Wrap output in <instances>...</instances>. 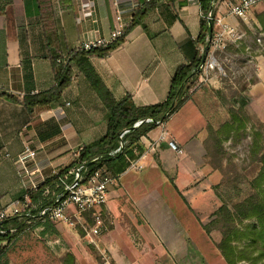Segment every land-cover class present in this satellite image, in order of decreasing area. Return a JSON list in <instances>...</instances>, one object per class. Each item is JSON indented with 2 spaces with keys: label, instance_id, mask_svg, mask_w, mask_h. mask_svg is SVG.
Segmentation results:
<instances>
[{
  "label": "crops",
  "instance_id": "obj_1",
  "mask_svg": "<svg viewBox=\"0 0 264 264\" xmlns=\"http://www.w3.org/2000/svg\"><path fill=\"white\" fill-rule=\"evenodd\" d=\"M51 1L63 56L76 51L82 42L109 38L116 27V0ZM147 1L136 0L140 5ZM201 18L198 0L174 5L160 3L145 18L144 25L136 27L108 58H93L91 64L118 100L130 95L137 107L163 103L176 69L191 63L201 50L195 44ZM252 18L264 35V4L252 11ZM226 20L235 28L242 23L249 30L238 17ZM251 42L255 44L254 40ZM258 64L257 80L248 87L247 101L254 107L263 101L264 57L258 58ZM54 84V70L48 59L36 0H14L5 14L0 15V210H7L23 196L14 160L25 145L40 151L38 164L44 167L49 161L62 168L73 162L75 151L106 135L107 110L76 67H73L72 84L63 92L56 109H43L30 116L23 107L3 97L12 95L22 101L25 96L49 91ZM197 93L198 90L165 124L141 138L143 153L129 160L128 168L116 175L108 190V201L109 192L118 181L122 191L129 193L135 187L142 191L138 203L159 236L156 242L160 250L154 253L161 254V264H190L200 259L201 251L190 239L189 227L180 223L176 213L184 207L197 229L209 237L204 230L205 221L220 207L211 188L215 185L212 178L221 177L207 161L204 141L208 134L201 128L204 118L192 101ZM184 113L194 114L195 125L190 123L192 127L178 130L179 118ZM253 114L264 119L259 108ZM170 142L176 150L170 147ZM133 163L141 169H130ZM134 178L176 180L171 181V190L163 193L157 189L149 191L145 180L136 184ZM164 182L168 185L167 180ZM167 198H178L188 206L177 208V205L174 209L166 202ZM189 222L191 225L192 221Z\"/></svg>",
  "mask_w": 264,
  "mask_h": 264
},
{
  "label": "trees",
  "instance_id": "obj_2",
  "mask_svg": "<svg viewBox=\"0 0 264 264\" xmlns=\"http://www.w3.org/2000/svg\"><path fill=\"white\" fill-rule=\"evenodd\" d=\"M14 0H0V15L5 14L8 7ZM186 0H149L141 4L132 14V20L127 24L121 36L112 44L93 49L90 51L77 50L66 55L67 63L58 64V60H63V55L59 50V36L54 17V10L51 0H36L45 42L48 51V59L54 70V86L47 92L25 96L22 101L12 95H3L8 101L19 105L30 115L43 109H56L60 106L63 92L70 87L73 81V67H76L91 88L97 94L108 113L107 132L103 139L83 147L80 161L86 163L88 169L93 171L102 166H106L110 173L116 175L123 173L133 160L143 153L140 140L153 129L158 127L155 122L165 124L182 106L190 100L191 96L198 90V74L196 70L200 67L202 54L198 52L193 61L186 65L179 66L170 84L167 99L160 104L152 106L137 107L130 95L118 100L107 89L102 79L99 77L91 64V59H106L111 52L119 48L126 37L138 26L144 25V20L160 3L174 5L177 2ZM202 18L200 21V34L195 40V44L201 47L207 45V37L210 36V24L206 19L212 8V0H198ZM240 113L246 106V98H241ZM240 113L231 112L230 122L224 124L220 132L210 131L205 145L209 151L208 141L214 142L212 154L216 157L224 155L222 135H229L231 132H239L246 124L240 119ZM146 119L152 123H141L137 128L135 124ZM238 125V127H236ZM127 132L122 139L120 135ZM120 142L124 143L123 151L114 157L110 154L115 151ZM253 156H259L261 170L253 180V193L239 202L232 212L227 206L219 210L216 227L221 233V240L216 244L221 256L226 264H264V128L254 132V140L251 148ZM116 166V168H115ZM68 169V168H67ZM31 202L38 208L46 207L49 202L42 197V192L31 194ZM37 216L38 211L33 212ZM251 221L245 228L238 227V222ZM31 222V223H30ZM34 227H44L43 235L54 234L56 230L51 222L41 224L37 219L10 218L4 224V234H0V264L5 263V258L10 245L14 244L22 233ZM210 231L209 227H205ZM241 244V245H240Z\"/></svg>",
  "mask_w": 264,
  "mask_h": 264
},
{
  "label": "rangeland",
  "instance_id": "obj_3",
  "mask_svg": "<svg viewBox=\"0 0 264 264\" xmlns=\"http://www.w3.org/2000/svg\"><path fill=\"white\" fill-rule=\"evenodd\" d=\"M256 16L257 13L254 18ZM253 27L254 30L247 31L245 26L239 23L238 29L246 34V38L250 42L254 40V36L261 34V30L257 28L256 24ZM262 42L264 45L263 33ZM229 51L234 52L230 49ZM243 64L244 60L235 62L239 69L244 66ZM248 71L253 73L252 69L247 70L246 68V73ZM256 80L252 75L249 84L244 82L243 77H239L234 82L235 86L227 81H223V84L218 88L208 84L199 85V93L192 98V101L204 118L201 128L208 134L207 138H209L210 131L220 132L222 126L230 122L231 112L240 113V103L237 101L240 102L241 98H246V100L249 98L248 87ZM261 94L263 101L259 107H254L247 101L239 115L246 124L245 128L239 132L222 135V147L225 153L223 156L213 155L211 147L214 142L212 139L208 141L210 150L206 151L207 161L220 173L221 177L212 178V184L215 185L211 189L216 194L220 207L205 221L206 227H209L210 231H206L205 227L204 230L209 237L197 229L191 214L184 207L178 215L175 214L181 224L189 227L187 230L189 237L202 253L199 254L198 262L193 261L190 264H226L216 246L222 238L221 233L216 227L212 228V225L217 222L219 210L223 206H227L233 212L239 202L253 193V180L261 170L259 161L261 155L253 156L251 148L254 132L264 128V119H259L253 112L259 108L264 114V90ZM188 108L190 106L186 109ZM179 121L176 128L178 130L180 127H190V123L195 125L196 117L193 113H189V115L184 113ZM204 147L206 149V145ZM142 180L146 181L149 191L157 189L165 193L166 190H171L169 187L171 181L176 178H134L133 182L136 181L138 182L136 184H140ZM164 180L168 181V185ZM123 190L119 181L110 190L108 205L100 212V223L97 222L96 217L92 218L91 215L84 222L73 227L53 224L56 230L54 234L43 235L44 227L43 229L34 227L22 233L17 241L9 246L3 264H161V254L156 253L157 255H155L154 253V251L160 250L157 243L159 236L153 231L138 203L143 197L142 191L136 187L129 191L132 194ZM166 202L174 209L177 205V208L188 206L178 198H167ZM190 220L192 221L191 225ZM195 220L197 223L196 218ZM250 223L251 221L247 220L238 222V227L245 228ZM97 225L101 227V232L97 236H87V232L81 227L88 226L87 229H92ZM210 239L216 244L213 245Z\"/></svg>",
  "mask_w": 264,
  "mask_h": 264
},
{
  "label": "built area",
  "instance_id": "obj_4",
  "mask_svg": "<svg viewBox=\"0 0 264 264\" xmlns=\"http://www.w3.org/2000/svg\"><path fill=\"white\" fill-rule=\"evenodd\" d=\"M116 1L118 2L116 27L109 38L82 42L77 50L90 51L106 47L121 36L124 28L132 20V14L140 4L136 0ZM261 4H264V0H212V8L206 19L213 26V32L206 39L207 45L201 47L200 50L202 56H206L204 64L197 69L200 86L208 84L215 87L216 84L222 85L223 81L235 86L234 82L239 77H243L244 82L248 84L252 75L257 78V72L260 69L258 58L264 57L262 33L255 36V44H253L247 40L245 33L235 28L226 19L238 17L250 30H254L255 22L252 18V11ZM207 47L208 51L206 52L205 48ZM229 49L234 52H230ZM241 60H244V66L239 69L235 62ZM57 63L66 64V56H63V60H58ZM246 68L247 70L252 69L253 73L251 74L249 71L246 73ZM152 122L150 119H146L136 123L134 127L137 128L141 123ZM155 123L158 126L163 125L160 122ZM126 133L123 132L120 139ZM169 145L173 150H176L173 142H170ZM123 148L124 143L120 142L119 147L110 156L114 157L121 153ZM82 150L83 148H79L73 153V162L67 167L59 168L49 161L43 167L38 164L40 151L25 145L23 151L14 160L23 196L13 202L7 210H0V234L5 233L4 224L10 218L37 219L41 224L51 222L73 227L92 215V218L96 217L97 222L100 223V212L107 205L108 190L115 178L106 166L90 171L86 163L80 161ZM130 169L139 170L141 167L133 163ZM38 191H41L42 197L49 202L44 208H38L31 202V194ZM34 211H38L37 216L34 215ZM81 227L87 232V236H97L101 232L99 225L92 229H87L88 226ZM41 228L43 229V227Z\"/></svg>",
  "mask_w": 264,
  "mask_h": 264
},
{
  "label": "water",
  "instance_id": "obj_5",
  "mask_svg": "<svg viewBox=\"0 0 264 264\" xmlns=\"http://www.w3.org/2000/svg\"><path fill=\"white\" fill-rule=\"evenodd\" d=\"M212 32H213V26L210 24V34H212ZM205 51H206V52L208 51V47H207V48H205ZM205 59H206V56H205V55H203V56H202L201 65H203V64H204V62H205ZM201 65H200V66H201ZM196 72H197V70H196Z\"/></svg>",
  "mask_w": 264,
  "mask_h": 264
}]
</instances>
